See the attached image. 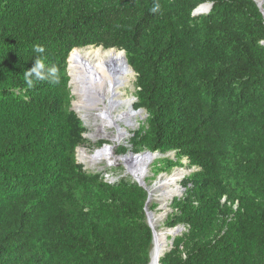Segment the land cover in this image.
Returning <instances> with one entry per match:
<instances>
[{
  "label": "trees",
  "instance_id": "trees-1",
  "mask_svg": "<svg viewBox=\"0 0 264 264\" xmlns=\"http://www.w3.org/2000/svg\"><path fill=\"white\" fill-rule=\"evenodd\" d=\"M206 2L211 10L194 14ZM35 44L58 83L26 84ZM90 45L126 51L133 107L148 113L121 152L174 151L156 172L183 159L194 168L163 223L185 230L160 264H264V14L255 0H0V264L150 262L148 191L77 160L87 128L71 109L68 58Z\"/></svg>",
  "mask_w": 264,
  "mask_h": 264
},
{
  "label": "bare ground",
  "instance_id": "bare-ground-1",
  "mask_svg": "<svg viewBox=\"0 0 264 264\" xmlns=\"http://www.w3.org/2000/svg\"><path fill=\"white\" fill-rule=\"evenodd\" d=\"M98 47L103 46L92 45L74 49L69 55L68 65L72 75V87L78 97L75 105L85 110L84 114L88 111V116L95 118L96 131L93 132V136L100 139L108 135L113 143L97 148L91 153L79 148L80 158L90 163L104 161L107 165H110L112 161H120L128 167V174L131 173L130 175H133L135 179H145L151 163L161 154H141L134 157L130 154L116 156L114 152L117 144L127 141L128 129L134 128L138 123L137 117L142 115V112L134 111L133 94L127 93V88L132 86L136 74L131 67L125 66L123 53L113 48ZM87 92H91L94 96L95 103L92 105L86 101ZM86 105L91 106L86 107ZM109 129L114 130L110 133L112 137L108 133ZM182 174L183 171H174L150 188L151 199L160 201L161 210H164L169 200L179 192L178 180ZM161 218L163 214H156L152 218L156 230L152 264L158 263L168 246V233H163L158 228Z\"/></svg>",
  "mask_w": 264,
  "mask_h": 264
},
{
  "label": "rangeland",
  "instance_id": "rangeland-1",
  "mask_svg": "<svg viewBox=\"0 0 264 264\" xmlns=\"http://www.w3.org/2000/svg\"><path fill=\"white\" fill-rule=\"evenodd\" d=\"M136 79H137V76L135 75V80L132 82V86L131 87H128L127 88V93L128 95H134L135 96V91H136ZM71 86V90L73 89L72 85ZM129 90V91H128ZM73 95V101L75 102L77 100V95L75 94H72ZM136 102V101H135ZM134 105V104H133ZM84 112L85 110L83 109H80V112L78 113L79 115H83V121L85 123V126L87 128L86 132H85V138L87 140L86 144L85 145H82L80 146L82 149H85L87 152H94L97 148H101V147H106L107 145L109 144H112L113 141L108 137H104V138H95L93 136V132L96 131V126H95V118L92 117L91 115L88 116V111H87V115L85 114L84 115ZM147 112V111H146ZM146 112L145 110L142 111V115L137 117V121L138 123L136 124V126L134 128H129L128 132H129V136L127 138V141L126 142H122V143H119L115 146V149H114V152H115V155L116 156H124V154H129V151L125 152V153H122L121 152V147L122 146H126L128 147L129 146V139L131 137V132L138 129L141 124H143L147 118V115H146ZM148 114V113H147ZM114 131L113 129H109L108 130V133L110 135V133ZM112 137V135H110ZM119 145V146H118ZM170 157V158H174L175 157V152H171L169 153L168 155H161L160 157L156 158L150 165L149 167V170L147 172V175L145 177V181L147 183L150 184V186L152 187L155 183L159 182L160 179H164L165 177H168L169 175H171L174 171H183V174L182 176L179 178L178 180V187H179V192H182L183 193V187L181 186V181L194 169V168H189L188 167V160L187 159H183V163L185 164L183 167H175L173 170L171 171H163V172H156V166H159L160 165V160L163 159L164 157ZM77 160L84 164L85 168L87 170H91V171H102L106 180L108 181H116L118 180L119 178L121 177H124L125 176H128L129 178H131L132 180L135 181V179L132 177V175L128 174L127 173V170H126V167L123 163H121L120 161H112L110 163V165H107L106 162L102 161L100 163H90V162H85L83 161L81 158H80V152H79V149H77ZM105 163V164H104ZM156 172V173H155ZM178 192V193H179ZM178 193L171 199L169 200L168 202V206L164 209V210H161L159 208V206H161V203L159 200L153 198L151 199L150 201V204L152 202H155L157 203L158 207L153 210L155 211L156 214H163V218H161L162 220H160L158 222V228L162 231H167L169 228L165 227L163 225L167 215L169 214V212L171 211V202L172 200L176 197V196H180L178 195ZM182 195V194H181ZM180 226H183V225H180ZM185 230V229H184ZM183 230V231H184ZM169 236V237H168ZM167 238V242L169 244L170 242V235H168ZM169 246H167V249H168ZM166 249V251H167Z\"/></svg>",
  "mask_w": 264,
  "mask_h": 264
},
{
  "label": "water",
  "instance_id": "water-1",
  "mask_svg": "<svg viewBox=\"0 0 264 264\" xmlns=\"http://www.w3.org/2000/svg\"><path fill=\"white\" fill-rule=\"evenodd\" d=\"M255 1L257 2V4L260 7L262 13L264 14V7H263L264 0H255ZM212 6H213V3H203L200 6V8H197L194 11V14H199L201 12H208V11L211 10ZM113 49H116L118 52L123 53L125 66L131 67L133 69V71L135 72L134 68L128 62V59H127V56H126V51L123 50V49H117V48H113ZM68 70H69V65H68ZM68 74L70 76L69 84L72 85V75H71L70 70L68 71ZM135 74H136V72H135ZM71 92H72V94H75V92H74L73 89L71 90ZM134 98H135V101H136L137 100V97L134 96ZM86 101H87L88 104H91V105L93 103H95L94 96H93V94L91 92H87ZM91 105H86V107H90ZM71 109H73L76 113H79L80 112V109L75 105V102L74 101H72ZM134 111L142 112V111H144V109H139V110H134ZM146 115L148 116L147 112H146ZM79 116L81 117V119H84L83 118V115H79ZM79 148H81V147H78L77 149H79ZM157 153L158 152H152L150 150H144L142 152L134 153L133 151L129 150V154L132 155V156H134V157L135 156H139L141 154L142 155H153V154H157ZM125 155H127V154H124V156ZM125 167H126V165H125ZM126 170L129 172L128 167H126ZM132 177L134 178L133 175H132ZM135 181H137L140 186L144 187L148 191V200H147V205H146V215H147L148 224L150 225V227L152 229V232H153V245H154L155 237H156V230H155V226H154V224L152 222V218L156 215V213H155V211L149 209V203L151 201V189H150L151 186H148L147 185L145 179H135ZM156 184L157 183H155L154 185H156ZM183 190H184V188H183ZM181 194H182V192H179L178 193V195H181ZM159 208H161V206H159ZM184 229H185L184 226H177V227H174V228H169L167 231H162L163 233H168V235L171 236L170 242L168 244L169 248H171L172 245H173V239H174V237L177 234H180ZM164 253H163V255H164ZM149 264H152V251L150 252V262H149ZM157 264H160V259H159V261H158Z\"/></svg>",
  "mask_w": 264,
  "mask_h": 264
},
{
  "label": "clouds",
  "instance_id": "clouds-1",
  "mask_svg": "<svg viewBox=\"0 0 264 264\" xmlns=\"http://www.w3.org/2000/svg\"><path fill=\"white\" fill-rule=\"evenodd\" d=\"M206 3H210V2H206ZM198 8H200V6ZM160 10H161L160 3H158V2L154 3V6L152 7L151 11L153 13H155V12H159ZM208 12H201V13H208ZM77 48H83V47H77ZM32 51L36 54L34 59H33V66L30 69H27L26 71H24V73H23V77H24L26 84L29 87H32L35 83H38V82L47 81V82H50L53 84L58 83L59 82V76H58L57 67L55 65H46V63H45V55H44L45 51H46L45 47L40 45V44H35V45H33ZM134 110H139V109H134ZM169 153H171V152H169ZM168 154H165V156ZM161 155H163V154H161ZM148 186H150V185H148Z\"/></svg>",
  "mask_w": 264,
  "mask_h": 264
}]
</instances>
